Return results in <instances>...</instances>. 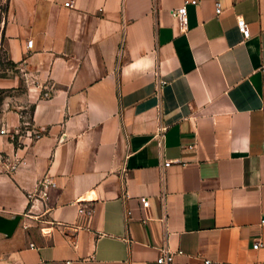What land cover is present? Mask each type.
I'll list each match as a JSON object with an SVG mask.
<instances>
[{
  "label": "crops",
  "instance_id": "crops-1",
  "mask_svg": "<svg viewBox=\"0 0 264 264\" xmlns=\"http://www.w3.org/2000/svg\"><path fill=\"white\" fill-rule=\"evenodd\" d=\"M263 219L264 0H0V264H264Z\"/></svg>",
  "mask_w": 264,
  "mask_h": 264
},
{
  "label": "built area",
  "instance_id": "built-area-1",
  "mask_svg": "<svg viewBox=\"0 0 264 264\" xmlns=\"http://www.w3.org/2000/svg\"><path fill=\"white\" fill-rule=\"evenodd\" d=\"M187 4H194L197 5L196 1H188L184 7H182L181 9H179L176 13H175V17L178 19V21L180 22V24L182 25L183 28L187 27V9H186V5ZM66 7H70V4L67 3L65 4ZM215 13L217 16L221 15L223 13V7L220 3H216L215 4ZM237 26L238 29L241 31L244 40H249L251 38V31L249 28V25L246 23V21L242 18H239L237 21ZM28 47L32 48L33 47V41H28ZM172 163L171 162H167L165 163L164 167H170ZM17 168V166H13L12 170H15ZM55 187V183L51 180L47 179H43L40 181L39 183V190L37 191V193L35 195H31V199H46L48 198L49 195V190L51 188ZM150 207V204L148 201H145L143 203V208L144 209H148ZM262 225H264V219L262 221ZM261 247L260 243H256L254 245V250H258ZM180 254V253H179ZM174 261V253H170V251H163L162 256L157 260L158 264H173ZM206 264H209L208 261H206Z\"/></svg>",
  "mask_w": 264,
  "mask_h": 264
},
{
  "label": "rangeland",
  "instance_id": "rangeland-1",
  "mask_svg": "<svg viewBox=\"0 0 264 264\" xmlns=\"http://www.w3.org/2000/svg\"><path fill=\"white\" fill-rule=\"evenodd\" d=\"M1 55H2V58H3V60H4V65H6L5 56H4V54H1Z\"/></svg>",
  "mask_w": 264,
  "mask_h": 264
},
{
  "label": "water",
  "instance_id": "water-1",
  "mask_svg": "<svg viewBox=\"0 0 264 264\" xmlns=\"http://www.w3.org/2000/svg\"><path fill=\"white\" fill-rule=\"evenodd\" d=\"M10 223V222H9Z\"/></svg>",
  "mask_w": 264,
  "mask_h": 264
}]
</instances>
